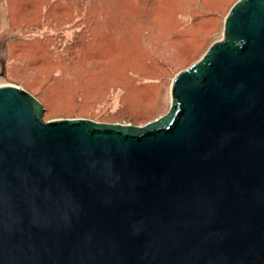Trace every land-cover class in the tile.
Listing matches in <instances>:
<instances>
[{
	"label": "water",
	"instance_id": "95a60500",
	"mask_svg": "<svg viewBox=\"0 0 264 264\" xmlns=\"http://www.w3.org/2000/svg\"><path fill=\"white\" fill-rule=\"evenodd\" d=\"M44 116L0 81V264H264V0L138 124Z\"/></svg>",
	"mask_w": 264,
	"mask_h": 264
},
{
	"label": "rangeland",
	"instance_id": "374dc122",
	"mask_svg": "<svg viewBox=\"0 0 264 264\" xmlns=\"http://www.w3.org/2000/svg\"><path fill=\"white\" fill-rule=\"evenodd\" d=\"M236 1L94 0L91 14L101 11L105 16L94 26L87 50L82 49L100 57L84 63L88 70L78 68L74 72L75 83L71 80L73 72L53 66V73L63 72L62 79L53 78L51 82L61 84L56 89L35 69L25 71L19 67L21 55L15 53L16 43L12 41L44 34L58 37L61 43L71 41L80 32L82 12L44 16L38 7L33 13L21 14L23 0H0V81L19 86L32 95H44L45 108L48 107L44 117L79 113L141 121L170 104V81L177 68L196 56L214 36L222 34L225 17ZM27 14L30 22L24 25ZM109 83L128 85L107 90ZM73 91H85L88 96L78 99L69 93Z\"/></svg>",
	"mask_w": 264,
	"mask_h": 264
},
{
	"label": "trees",
	"instance_id": "16d2710c",
	"mask_svg": "<svg viewBox=\"0 0 264 264\" xmlns=\"http://www.w3.org/2000/svg\"><path fill=\"white\" fill-rule=\"evenodd\" d=\"M93 1L94 0H23L20 8L21 14L33 13L35 12L34 10H36L38 7L42 8L44 16L46 14L49 15L50 13L60 14L61 12L67 11H73L75 12V15H78L82 12L83 23L80 32L76 34L75 38L71 41L66 40V42L64 43H61L58 37L50 36L48 34H44L40 37L32 39L27 38L13 40L12 43H16L15 53H19L21 55L19 58L20 60H18L17 62V64H19V67L21 69H24L25 71L35 69V73H37L38 76L46 78L47 84L49 83L53 86V88L55 87L56 89L61 88L62 86L60 83H57L56 85L52 84L54 82L53 78L62 79L60 76L63 72L57 74L53 73V66L59 68L60 71H68L71 74L72 72L74 74V72H76L78 68L87 69L84 63L89 62L92 58L100 57V55H97V53L94 54L90 50L86 52V50L88 48V45L92 41L94 26H98V23H101L102 19L105 16H102V14L100 13L101 11L98 10L96 14H91V6L94 3ZM24 17L25 18L23 20V24L25 25L30 22V16L27 14ZM82 31L85 32V35H83ZM83 47L86 48L85 51L82 49ZM46 59L48 62H45ZM17 64L15 63L16 66ZM47 66L48 68H46ZM15 74L16 73H13V76ZM137 74L141 76L139 72H137ZM75 77L76 74L72 76L71 80H75ZM132 80H129L128 82H131L132 84ZM75 82L76 80L74 81V83ZM127 83H124L123 86L109 83L106 88L107 90L113 89L115 87L124 88L129 84ZM69 93L73 96L75 95L78 99H81L82 96H88V93L85 91H82V93H80L79 91H73ZM34 95L43 104L44 107L47 106L44 95H41L40 92H37ZM89 97H92L94 99L92 95H90ZM47 108H45V113L48 112ZM129 121L133 122L134 124H138L137 120H135V118L133 117L129 118Z\"/></svg>",
	"mask_w": 264,
	"mask_h": 264
}]
</instances>
